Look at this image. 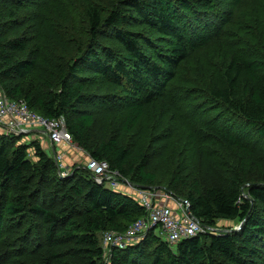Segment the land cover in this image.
<instances>
[{
    "label": "trees",
    "instance_id": "obj_1",
    "mask_svg": "<svg viewBox=\"0 0 264 264\" xmlns=\"http://www.w3.org/2000/svg\"><path fill=\"white\" fill-rule=\"evenodd\" d=\"M19 1L12 0L10 9L0 8V89L10 98L24 99L45 118L63 116L74 142L89 158L106 160L136 187L164 189L187 199L205 231L172 245L154 228L135 243L124 248L111 245L107 252L102 242L106 232L125 233L147 214L136 192L99 183L87 168L75 167L62 176L40 143L34 144L38 160H32L28 145L11 135L0 137V238L4 214L38 215L47 224L49 241L73 242L82 257L78 264H264V177L252 179L249 164H229V183L205 188L195 170L177 166V174L164 186L150 168V145L157 135L141 145L118 133L97 140L93 135L96 116L80 106L92 101L85 74L102 75L125 89L122 129L134 135L147 105L165 94L180 63L209 42L202 22L195 19L193 23L199 33L184 24L185 13L200 0H87L82 13L68 6L74 47L55 49L44 61L40 33L10 36L6 30V17H16ZM142 24L153 30L147 34L139 28ZM153 33L166 39L163 53L158 52ZM104 37L114 45L102 42ZM253 54H233L222 79L212 78L206 87L217 105L211 112L220 109L209 121L219 123L225 114L239 117L238 125L224 122L225 126L216 128L239 146L250 131L264 137V53ZM50 179L54 189L47 204L39 200V194ZM59 198L64 205L58 207ZM220 221L243 225L218 232Z\"/></svg>",
    "mask_w": 264,
    "mask_h": 264
},
{
    "label": "rangeland",
    "instance_id": "obj_2",
    "mask_svg": "<svg viewBox=\"0 0 264 264\" xmlns=\"http://www.w3.org/2000/svg\"><path fill=\"white\" fill-rule=\"evenodd\" d=\"M86 1L20 0L16 17H6L8 24L6 30L10 36L24 32L27 37H32L40 33L42 61L47 60L55 49L72 50L74 47V43H70L72 32L69 31L73 16L68 6L77 8L82 13ZM199 2V5L194 3L188 13H185L188 19L184 20V24L189 31L199 33L200 30L195 29L199 26L194 28L193 23L195 19L197 22H202L206 26L204 31L210 36L209 42L193 50L190 57L180 63L176 76L169 82L165 94L147 105L139 125L134 129V135L122 129L126 113L125 89L108 81L102 75L92 71L85 74L92 101L80 106L85 108V111L89 110L95 114L93 135L97 140L118 133L127 141L132 140L136 145H141L147 143L150 136L157 135L150 145L152 151L150 168L157 172L159 183L164 186L168 185L173 174H177L174 168L182 165L187 167V172L195 170L199 174L203 188L214 184L227 185L229 164L247 163L249 164L247 172L251 178L261 179L264 177V137L250 131L248 139L239 140L242 142L241 146L223 137L216 128L225 126L224 122H227V125L231 122L238 125L240 119L238 116L233 117L223 112L224 120L221 119L219 123L209 121L220 112V109L218 106L211 112L210 108L217 105L208 96L206 87L212 78L222 79L224 68L233 54L264 53V49L261 50V39L264 38V0H200ZM11 5H13L12 0H0L2 9H10ZM139 28L147 34L153 30L145 24L140 25ZM151 36L159 47L158 52L163 53L168 44L166 39L156 33ZM102 42L114 45L105 37L102 38ZM254 48L256 50H253ZM154 54L151 52L150 55ZM27 130L17 136V141L28 145L29 157L32 160H38L34 146L37 142L53 159H55V151L64 153L63 167L55 159L59 173L64 171L70 174L75 167L86 168L89 154L77 144L69 148H61L52 144L45 129L33 127ZM39 131L45 135L40 134ZM1 136L6 135L0 132ZM53 148H55L54 152ZM53 183V179H50L42 184L40 201L45 200L50 204ZM60 201L62 200L59 198L58 207L64 205V201L63 204ZM4 215L5 222L0 238V264H66L67 262L78 264L82 258L81 255L76 254L73 242L58 241V239L49 241L47 224L42 217ZM241 224L220 221L218 228L227 230ZM65 227V224L61 225L62 229ZM104 247L110 252V246L104 245ZM54 253L57 256H54Z\"/></svg>",
    "mask_w": 264,
    "mask_h": 264
},
{
    "label": "built area",
    "instance_id": "obj_3",
    "mask_svg": "<svg viewBox=\"0 0 264 264\" xmlns=\"http://www.w3.org/2000/svg\"><path fill=\"white\" fill-rule=\"evenodd\" d=\"M45 129L52 144L64 148L75 145L63 116L48 119L31 110L24 99L9 98L0 90V132L6 136L21 135L29 128ZM55 159L63 167L64 153L55 151ZM58 164V163H57ZM95 180L111 188L122 184L134 190L146 209V216L134 222L125 233L108 231L103 236L105 246L124 248L135 243L139 236L156 228L172 245L191 236L203 233L205 226L191 212L187 199L178 198L164 189H143L125 181L118 170L110 168L106 160L89 158L86 164ZM69 172H62L66 176Z\"/></svg>",
    "mask_w": 264,
    "mask_h": 264
},
{
    "label": "crops",
    "instance_id": "obj_4",
    "mask_svg": "<svg viewBox=\"0 0 264 264\" xmlns=\"http://www.w3.org/2000/svg\"><path fill=\"white\" fill-rule=\"evenodd\" d=\"M39 132H40V134L45 135L42 131H39ZM52 150H53V152H54V151H55V148H53ZM120 188H121L122 190H124V189H126V190L129 189L127 186H125V185H123V184L120 186Z\"/></svg>",
    "mask_w": 264,
    "mask_h": 264
},
{
    "label": "water",
    "instance_id": "obj_5",
    "mask_svg": "<svg viewBox=\"0 0 264 264\" xmlns=\"http://www.w3.org/2000/svg\"><path fill=\"white\" fill-rule=\"evenodd\" d=\"M124 180H125V181H128L127 179H124ZM242 225H243V223H242L240 226L234 228L233 230H239V229L242 227ZM215 230L218 231V232H220V231H225V230H220L219 228H216Z\"/></svg>",
    "mask_w": 264,
    "mask_h": 264
}]
</instances>
